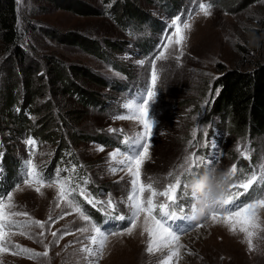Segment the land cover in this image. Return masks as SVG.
<instances>
[{
    "label": "rangeland",
    "instance_id": "1",
    "mask_svg": "<svg viewBox=\"0 0 264 264\" xmlns=\"http://www.w3.org/2000/svg\"><path fill=\"white\" fill-rule=\"evenodd\" d=\"M14 1L17 6L19 46L34 59H43L31 37L32 31L29 29L33 26L36 38L46 46V49L41 46V51L56 52L68 65L83 66L95 77L87 83L95 93L69 89V93H74L77 98L88 97L82 101L88 111L79 121L80 129L85 134L82 136H86V139L70 144V150H66V179L61 178L65 168H58L56 175L52 172L50 175L47 173L46 178L43 176L42 186L35 182L32 186L23 184L25 162L33 152L35 161L32 162L37 166V171L45 175V169L50 166V159L58 148L59 136L46 141L29 132L35 143L28 145L25 137L23 142L24 139L21 140L15 129V120L0 100V177L12 178L4 165L9 149L20 161L21 168V174L12 178L9 187L0 186V192L5 189L0 199L7 202V193H12L13 207L10 211L29 214L28 217H14L18 226L5 228L7 251H0V264H165L176 249L177 254L168 264H264V210L258 213L260 227L252 238L251 250L244 233L237 231L233 234L226 224L214 223L209 215L199 221L191 220L193 224L187 230H182L180 225H166L177 233L178 240L164 251L149 253V236L143 227L144 213H141L137 226L129 235L125 229L132 227L130 222L125 220L124 224L112 222L101 226L87 212L82 201L84 196L82 200L79 198L82 191L89 195L86 184L95 181L102 189L98 197L89 195L96 201L95 207L89 204L94 208L91 211L99 209L109 213L112 210V213L116 211L129 215L127 197L131 190V176L127 167L119 164V160L127 155L124 140L142 132L143 126L132 117L125 105L133 98L141 99L140 93L150 85V62L156 63L158 88L154 99L149 101V118L154 121V127L151 136L146 139L149 148L148 158L141 166L142 183H153L157 192L167 190L168 184L175 183V176L183 171L181 165H184V158L193 153L202 159L214 156L213 166L226 172L239 161L238 156L243 159L245 154L249 158L255 148L257 153L258 147L252 144V137L243 139L223 129L222 118L212 112V100L219 94L218 84L226 70L239 68L250 71L258 67V62L264 63V43L252 34V31L264 27V0L250 5L243 0H214L215 4L212 0H131L135 2L134 9L145 15L135 11L133 15L128 13L120 17L122 24L113 19L112 9L114 3H122L123 0H111L110 4L104 0ZM199 3L212 4L210 16L205 17L200 13ZM78 6L81 8L79 11ZM178 15L182 35L186 37L181 45L174 44L173 36L175 26L172 20ZM185 22L191 25L189 29H183ZM163 26L170 27L162 32ZM72 31H76L81 39L73 38L70 35ZM53 33L66 35L68 44L63 39L53 37ZM169 38L173 39V43H169ZM32 48L36 50L34 54ZM160 52H165L168 59L156 60ZM3 78L0 71V95L3 93ZM48 95L46 93L44 98ZM68 103L69 107L75 105L72 100ZM33 118L37 120L39 116ZM52 128L57 129L55 124ZM200 131L201 138L197 136ZM62 133L67 141L73 142L67 127L62 129ZM98 136L113 138L120 145L106 144L104 140L97 139ZM257 139L260 143L257 154L261 155L258 156L260 166L256 169L259 176L264 172V134L257 136ZM132 147L139 149V145ZM117 152L119 154L113 158V153ZM71 155L81 163L75 162ZM78 165L84 168L86 176L79 177V184L76 185ZM204 170L201 167L199 174ZM15 172L16 168L11 174ZM169 173L173 175L170 177ZM57 180L64 183L66 191L72 193L69 198H74V204L107 236L102 250L99 239L95 244L90 239L96 235L94 232L77 231L83 227L90 228V225L64 200L57 199L60 191ZM36 187H40L41 192H37ZM149 196L151 192L147 190L142 194L145 201ZM109 199L113 202L112 208L107 204ZM153 200L157 206L166 202L163 196H156ZM192 203L188 197L184 208L190 209ZM153 215L156 214L153 212ZM49 217L52 218L51 222ZM29 220L39 221L45 226L43 229L37 225L29 226L26 223ZM41 232L44 233L43 237L39 235ZM52 232H56L57 237L54 238ZM54 240H58V243ZM45 244L48 245L47 257L32 258L22 251L28 249L43 253ZM85 248H92L93 252L82 251Z\"/></svg>",
    "mask_w": 264,
    "mask_h": 264
},
{
    "label": "trees",
    "instance_id": "2",
    "mask_svg": "<svg viewBox=\"0 0 264 264\" xmlns=\"http://www.w3.org/2000/svg\"><path fill=\"white\" fill-rule=\"evenodd\" d=\"M104 1L107 4L111 3V0ZM243 1L247 5H250L252 3H258L260 0ZM211 2L214 4L216 3L214 0ZM79 4L78 2V5ZM119 5L121 6L120 8ZM78 8L80 7L78 6ZM134 8L135 2L133 3L131 0H123L122 3L118 1L117 4L114 3L112 9L113 19L121 23L120 17H124L128 13L133 15L134 11L139 13V15H145L144 12ZM79 10H81V8L77 11ZM86 11H88V8H86ZM16 19L17 6L15 1L0 0V71L5 80L3 93L0 95L1 104L8 108L11 117L15 120V129L21 136V140L22 138L24 139V137L26 138L27 135L30 134L29 132H33L36 138H42L46 141L48 139H55L59 136L58 148L50 159V161H52L59 157H64L67 154L66 150H70V144H76L77 141L82 138L86 139V136H82L85 134L83 130L80 129L81 123L79 121L82 115L88 111L86 106L82 104V101L88 97L84 96L81 98L79 96V98H77L74 93H69V89L74 88L76 92L80 93H95L87 86V83L94 80L95 77L83 66L68 65L57 56L56 52L44 53V51H41V48L46 49V46H43L41 40L36 38L35 28H33V26H30L29 29L32 31L31 37L35 40V44H37L36 50L44 57H41L43 58L41 61L39 57H35L36 59L31 57V54L26 52L18 44L20 35H18L17 32ZM252 34L255 39L264 43V27L263 29L252 31ZM70 35L77 40L81 39L76 31L70 32ZM87 35L92 37L90 34ZM52 36L63 39V42L68 44L66 35L61 34V36H58V34L53 33ZM84 38L85 37H83V39ZM86 39L94 42V40L89 38ZM69 40L71 41V38ZM94 44L96 45L97 42ZM36 50L32 48V54H34ZM11 82L13 83L12 85ZM218 86L220 87V91L218 96L214 97L212 100V112L218 114V116L222 118V127L226 131L232 134L236 133L243 139L252 137V144L254 147L257 145V153L260 152V143L257 136L264 134V63L258 62V67L250 71H243L239 68L226 70ZM46 93H49V95L47 98H44ZM71 100L75 105L69 107L68 102ZM76 104H78L79 107ZM68 108L70 109L68 110ZM35 115L39 116L37 120L33 118ZM53 124H55L57 129L54 130L52 128ZM64 127L68 128L70 136H72L73 139L72 143L67 141L63 136L62 129H64ZM197 136L201 138V131L197 133ZM96 138L102 141L104 140L106 144L120 145L119 142L113 140V138L107 137V139L105 137L101 138L100 136ZM23 142H25V139ZM6 147L9 149L10 146L7 144ZM255 151L256 148L249 158H246L248 155L245 154L243 159L238 156L239 161L235 162L237 172L236 175L231 178L230 184H239L253 173L257 175L256 169L260 166V157L258 156L261 155H258ZM70 157L75 158V162L81 163V161L76 159L73 155ZM4 159L9 174L13 176L11 172L14 173V169L19 165L17 158L10 153L9 149ZM77 169L76 185L79 184V177L86 176L84 168L78 165ZM182 172L181 170L178 175H181ZM61 178L66 179V169L62 172ZM190 178L191 176H182L181 187L177 189L178 195L183 191L184 180L187 179L189 181ZM86 186L89 188V195L94 197L100 196L99 190L102 189L100 184H96V182L93 181L86 184ZM258 186V184L254 185L253 189L249 190V194L239 197V200L248 203L251 198L255 196ZM230 190L233 192L243 191L242 189L236 188ZM188 197H190V195ZM188 197L179 201L180 207L184 208L186 206V199ZM79 198L82 200V195H79ZM82 201L85 207H87V212L93 215L95 217L94 220L100 223L101 226L106 225V220L110 219V214L112 216L122 215L120 213H115L116 211L112 213V210H110L109 213H104L99 209L96 212L91 211L94 210L93 206H89L86 199ZM174 210L179 211V209ZM154 213L157 214L156 211H154ZM113 222L124 224L126 221Z\"/></svg>",
    "mask_w": 264,
    "mask_h": 264
},
{
    "label": "snow or ice",
    "instance_id": "3",
    "mask_svg": "<svg viewBox=\"0 0 264 264\" xmlns=\"http://www.w3.org/2000/svg\"><path fill=\"white\" fill-rule=\"evenodd\" d=\"M212 4L208 3H199V11L205 17L211 15ZM190 18V17H189ZM180 16L178 15L175 19L172 20V25L175 26V33L173 36L174 44L181 45L183 40L186 39L184 35H182V29L180 26ZM191 25L187 22L183 23V29H189ZM169 43H173V39L169 38ZM167 48V45L164 46ZM171 55V53H169ZM168 59V55L165 52H160V54L156 57L158 61H164ZM178 59V57H177ZM143 64L144 62H140ZM151 63V77H150V85L143 89L140 93L141 99L137 100L133 98L131 102L125 105V108L131 112L132 117L139 120L143 126L142 132H137L135 135L129 136L124 140L125 151L127 155L124 156L123 159L119 160V164L121 166L127 167L128 174L131 176V190L130 194L127 197L128 201V211L129 215H115L112 216L110 214V219L106 221L107 223H112L113 221H125L131 223L132 227L125 229L127 234H132L133 229L137 226V220L140 217L141 213L145 214L144 220V232H147L149 236V246L147 251L152 253L154 251H164V249L170 248L172 244H174L178 240V235L176 232H173L169 227L166 226V221L173 218L186 217L188 219L193 220L191 215V209L188 212H185L182 207L179 205V201L185 199L190 195L191 200L195 198L194 193H189L188 191V180L185 179L183 182V191L176 195L177 189L181 187L182 184V176L188 177L197 175L201 167L209 168L213 166V161L215 157H210L208 159H202L195 153L191 156H186L184 158V165H181L183 172L181 175L175 176V183H170L167 186V190L163 192H157L153 183L144 184L141 182V166L142 163L148 158V148L149 145L146 142V139L149 138L152 134L154 121L149 118V101H152L156 95V91L158 88V76H157V67L155 62ZM146 96V98H145ZM142 100V102H141ZM28 145H33L35 141L33 139H28L26 141ZM133 145H139V149H134ZM191 146V145H190ZM119 153H113V158H115ZM115 171V169H112ZM237 169L236 166L233 165L232 168L227 172V175L232 178L236 175ZM24 179L23 184L32 186L35 182L36 184L43 185L44 180L41 174L37 171V166L32 162L31 159L25 162L24 166ZM173 174L169 173L171 177ZM151 179V178H149ZM57 183L60 185V191L57 199H62L66 202V204L71 207L76 213L80 214L83 221L88 222L89 227H83L78 229L77 231L84 233L91 230L96 235L90 237L93 244L99 239V248L102 250L105 246V241L107 240V236L101 230L100 227L96 226L94 223L90 221V217L83 213L82 209L74 204L73 199L69 198L72 196V193L68 192L64 188V183H61L57 180ZM66 183V182H65ZM259 185L256 189V194L253 198H251L250 203H244L239 200V197L244 196L245 194H249V190L253 189L254 185ZM51 186V185H49ZM242 189L243 191H231L230 189ZM35 190L37 192H41L40 187H36ZM151 192V196L145 201L142 198V194L145 191ZM80 195L84 196L87 200L88 204L96 206V201L89 198V196L85 192H80ZM156 196H163L166 198L165 203H161L158 206L154 204L153 198ZM13 200L12 193H7V202L3 199H0V251H7V247L5 246L6 233L5 228H12L14 226H18V221L13 219L14 217H28L27 212H18V211H10L13 207L11 203ZM109 208L114 207L111 199L107 201ZM59 207V205H57ZM174 209H179L176 211ZM232 209H235L234 211ZM264 210V172H262L259 176L253 173L250 177L242 180L239 184H230L228 188V195L224 197L219 204L212 207L210 209V213L205 216H211V219L214 223H224L228 226L229 231L235 234L237 231L245 234V240L248 244L249 249H252V238L256 234V230L259 229L260 224L258 213ZM156 211L157 214L153 215V212ZM222 211V215H221ZM61 219L63 216L60 217ZM52 221V218L49 217V222ZM29 226L37 225L41 229L44 228V223L39 221L29 220L26 222ZM187 230V229H186ZM184 230V231H186ZM67 234V233H65ZM123 233H112V235H122ZM41 237H43L44 233H39ZM52 236L57 237L56 232H52ZM62 238V237H60ZM43 243V241L41 240ZM53 242L58 243V240H54ZM10 243V241H8ZM16 247H19L18 245ZM45 251L43 253H35L31 252V250L23 249L22 251L29 253L32 258L44 256H48V245L45 244ZM82 251H87L92 253V248H85ZM178 252V249L172 252L171 255L168 256L165 264H168V261H171L172 257L175 256ZM97 256L99 253H95Z\"/></svg>",
    "mask_w": 264,
    "mask_h": 264
},
{
    "label": "clouds",
    "instance_id": "4",
    "mask_svg": "<svg viewBox=\"0 0 264 264\" xmlns=\"http://www.w3.org/2000/svg\"><path fill=\"white\" fill-rule=\"evenodd\" d=\"M230 180L226 171H221L215 166L191 176L188 190L195 194L191 209L193 221L205 218L210 213V209L228 195Z\"/></svg>",
    "mask_w": 264,
    "mask_h": 264
}]
</instances>
